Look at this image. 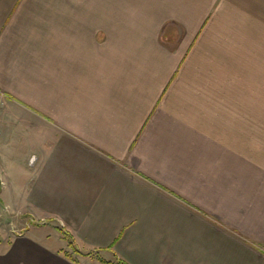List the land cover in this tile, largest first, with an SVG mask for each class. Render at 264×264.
Segmentation results:
<instances>
[{
    "label": "crops",
    "instance_id": "0c3cea01",
    "mask_svg": "<svg viewBox=\"0 0 264 264\" xmlns=\"http://www.w3.org/2000/svg\"><path fill=\"white\" fill-rule=\"evenodd\" d=\"M0 90V264H264V0H0Z\"/></svg>",
    "mask_w": 264,
    "mask_h": 264
},
{
    "label": "rangeland",
    "instance_id": "374dc122",
    "mask_svg": "<svg viewBox=\"0 0 264 264\" xmlns=\"http://www.w3.org/2000/svg\"><path fill=\"white\" fill-rule=\"evenodd\" d=\"M51 225V224H50ZM19 224H7L5 221L0 220V238H9L10 236L13 235H20L19 233L21 232L20 229L18 228ZM53 226V225H51ZM54 229V228H53ZM68 246L71 249V255H73L74 249L71 248V244L67 243ZM70 253L66 252V255L69 256Z\"/></svg>",
    "mask_w": 264,
    "mask_h": 264
},
{
    "label": "built area",
    "instance_id": "2783aa9c",
    "mask_svg": "<svg viewBox=\"0 0 264 264\" xmlns=\"http://www.w3.org/2000/svg\"><path fill=\"white\" fill-rule=\"evenodd\" d=\"M6 98L7 97H6L5 93L0 90V110H1V108L5 102ZM0 136H1V133H0ZM32 162H33V159L31 160V163Z\"/></svg>",
    "mask_w": 264,
    "mask_h": 264
},
{
    "label": "trees",
    "instance_id": "16d2710c",
    "mask_svg": "<svg viewBox=\"0 0 264 264\" xmlns=\"http://www.w3.org/2000/svg\"><path fill=\"white\" fill-rule=\"evenodd\" d=\"M118 264H125V263H123V262H118Z\"/></svg>",
    "mask_w": 264,
    "mask_h": 264
}]
</instances>
